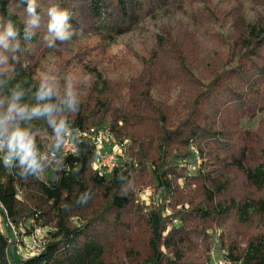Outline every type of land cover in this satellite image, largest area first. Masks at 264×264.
Masks as SVG:
<instances>
[{"label":"trees","instance_id":"1","mask_svg":"<svg viewBox=\"0 0 264 264\" xmlns=\"http://www.w3.org/2000/svg\"><path fill=\"white\" fill-rule=\"evenodd\" d=\"M163 1L34 0L38 23L30 26L29 0H0V35L6 34L9 21L16 33L0 43L1 57L8 64L0 70V110L7 115L13 102L25 109L22 115L13 114L15 118L7 124L9 130L19 128L28 134L38 164L28 169L13 157L6 167L3 156L7 150L0 153V225L7 220L15 225L34 220L27 234L39 227L53 228L45 250L22 261L9 251L8 230L0 229V264H112L106 261L105 244L118 237L130 247L125 257L132 264H209L210 258L195 252L194 244L202 241L208 253L214 243L209 230L218 228L232 240L227 256L233 264H264V236L251 239L243 253L237 254L238 241L226 227L234 212L240 225L264 216V200L221 199L232 187L233 173H242L249 190L264 191V162L244 166L248 147L241 128L242 121L264 110V28L249 24L239 10L232 22L237 61L191 98L179 119L165 100L152 95L158 83L155 76L149 85L129 88L130 98L125 100L123 89L113 90L101 71L87 67L96 79L98 99L83 103L40 82L31 65L52 34L48 12L53 7L69 12L70 30L103 29L124 35L144 13L153 11L155 3ZM235 12L231 8L227 16ZM167 37L157 47L173 46ZM169 67L173 77L183 68L173 61ZM41 90L50 95L40 99ZM46 104L53 106L50 114L32 112ZM6 115L0 113V117ZM61 116L69 118L65 128L109 126L118 139L131 142L129 154L137 167L128 163L111 177L101 178L92 169L94 148L79 140L78 156L67 160L73 167L76 163V169L69 174L51 171V179L41 180L36 169L45 166L40 153L46 143L39 134L56 135V120ZM192 146L202 160L194 172L189 170L194 162ZM56 149L51 146L49 151ZM260 155L264 159V144ZM144 187H155L158 204L137 202L136 189ZM176 203L181 206L177 211ZM137 232L144 236L143 248L131 239Z\"/></svg>","mask_w":264,"mask_h":264},{"label":"rangeland","instance_id":"2","mask_svg":"<svg viewBox=\"0 0 264 264\" xmlns=\"http://www.w3.org/2000/svg\"><path fill=\"white\" fill-rule=\"evenodd\" d=\"M231 8L236 12L232 16H227V11ZM213 9L215 12L210 13ZM239 10L249 24L257 25L259 29L264 28V0H164L162 4L155 3L153 11L144 13L135 26L124 35L103 29L89 32L67 29L72 33L68 40L54 39L49 46V40L53 35L49 34L48 43L41 51L36 52L31 65L35 68L40 82L45 83L60 95H69L83 103L96 102L98 99L95 88L96 79L87 67L101 71L111 82L110 88L113 90L123 89L122 97L125 100L130 98L129 88L149 85V80L152 82V77L155 76L154 81L158 83L151 90L152 95L157 100H165L179 119V115L185 111L187 102L199 91L204 90L219 73L231 68L237 61L238 52L232 40V22L233 17L239 14ZM166 34H168L166 41L168 42L170 37L173 46L166 43L163 47H157L160 39H164ZM160 61L162 63L158 66H152ZM170 61L183 67L180 72L176 71L178 77L170 74L174 73L169 67ZM7 68V61L1 57L0 52V70ZM165 79L177 83H171ZM262 107L264 109V105ZM0 113L6 115L7 112L0 110ZM68 119L61 116L56 120L59 122L58 125L63 122V127L56 132V135L39 134L46 143L45 151L40 155L48 153L51 146H57L60 143ZM241 123L248 147L244 166L254 167L264 162L260 155L264 144V110L258 111L253 118H247ZM194 167L189 166L190 172L196 170ZM49 169L51 166L47 162L43 169H36L38 177L43 181L51 179L52 172ZM233 175L236 176L232 187L227 196L221 199L234 198L239 199V202L246 198L264 200V191L249 190L242 173H233L231 177ZM154 188L136 189L137 202L143 201L147 206L157 204L158 191ZM175 206L176 211L181 208L177 206V203ZM235 213L227 220L226 227L228 225L227 228L231 230L233 238L238 241L237 254H239L243 253L251 239L264 236V216H254L249 224L240 225ZM26 222L29 225V221ZM72 222L73 225L78 226L76 219ZM178 224L179 222L176 225ZM4 225L5 222L0 225L2 231H6ZM38 229L40 237L46 240L49 238V233L53 231L51 227ZM137 233L131 236V239L134 245L143 248L144 236ZM209 233L214 243L212 242V248L208 250V253L205 252L207 246L202 241L194 244L195 252H203L205 258H210L207 263L226 255L232 243L230 236L221 228L209 230ZM23 246H25L23 243H15L14 248L11 249L10 245V253L14 251L13 255L19 261L32 255V252ZM105 247L108 263L132 264V261H128L125 257L130 247L119 237L108 240Z\"/></svg>","mask_w":264,"mask_h":264},{"label":"built area","instance_id":"3","mask_svg":"<svg viewBox=\"0 0 264 264\" xmlns=\"http://www.w3.org/2000/svg\"><path fill=\"white\" fill-rule=\"evenodd\" d=\"M79 140L88 141L94 148L95 156L92 163V169L101 178L111 177L117 170L125 167L130 163L137 167V163L134 158L129 154L131 142L129 140H120L112 132L109 126L90 127L88 129H81L77 127H66L61 135V141L57 145L56 150H50L48 153H42L40 155L41 160L45 163H49L52 172H66L71 173L76 169V163L74 167L69 165L67 160L74 159L79 153ZM191 152L194 154V158L191 165L195 166L197 170L202 164V160L198 158L199 151L195 146H192ZM12 160L10 161V163ZM190 165V166H191ZM159 195L156 203L158 204ZM146 202V201H145ZM22 222L19 225H15L11 220L5 221V229L9 233V249L15 243H23L32 255L29 258L40 255L47 246V240L40 237L38 228H35L30 234L31 226L34 225V220H28ZM175 224L178 220L174 221ZM15 239V242H13ZM23 246V247H25ZM12 254L14 251H11ZM25 258V259H29ZM209 264H233L232 260L228 258L227 254L219 257L218 259L211 260Z\"/></svg>","mask_w":264,"mask_h":264},{"label":"clouds","instance_id":"4","mask_svg":"<svg viewBox=\"0 0 264 264\" xmlns=\"http://www.w3.org/2000/svg\"><path fill=\"white\" fill-rule=\"evenodd\" d=\"M27 11L32 17V19L28 22L29 25H37L38 17L36 16V6L34 0H29ZM48 14L51 17L49 23V32L53 34L52 38L49 40V46H51L52 40L54 39H59L61 41L68 40L72 35L71 32L67 31L69 27V12L67 10H57V8L53 7L49 9ZM15 35L16 33L13 31L12 22L9 21L6 34L0 35V43H5L6 36ZM49 95L50 92L41 90V92L39 93V98L43 99L44 97ZM0 103H2V101H0ZM52 109V105L46 104L43 106V108L32 109V112L34 114H50L52 112ZM24 112V108L13 102L8 108V116L0 117V153H4L5 149L7 150L6 154L3 156V162L6 167L9 166L10 161L13 157H18L21 165L26 164L28 169L34 170L38 167V164L35 158L34 145L31 138L26 132L19 130V128L9 130V126L7 124L8 120H12L15 118L13 114L22 115ZM62 127L63 122H61V124L57 126V132H59Z\"/></svg>","mask_w":264,"mask_h":264}]
</instances>
